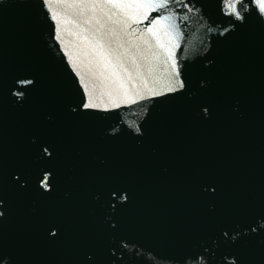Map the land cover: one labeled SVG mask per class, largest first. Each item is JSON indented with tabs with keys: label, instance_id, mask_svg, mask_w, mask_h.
Returning <instances> with one entry per match:
<instances>
[{
	"label": "water",
	"instance_id": "95a60500",
	"mask_svg": "<svg viewBox=\"0 0 264 264\" xmlns=\"http://www.w3.org/2000/svg\"><path fill=\"white\" fill-rule=\"evenodd\" d=\"M104 2L0 0V264H264L258 0H118L126 96L84 54Z\"/></svg>",
	"mask_w": 264,
	"mask_h": 264
},
{
	"label": "snow or ice",
	"instance_id": "6c2138e0",
	"mask_svg": "<svg viewBox=\"0 0 264 264\" xmlns=\"http://www.w3.org/2000/svg\"><path fill=\"white\" fill-rule=\"evenodd\" d=\"M259 8L261 12H264V0H258ZM78 7L90 9L93 13L91 17L84 21V23L95 22V25H98L94 31L89 32L88 35L82 34V39L84 42L85 55L90 56L91 60L89 64L92 65L98 72L101 77L105 80H110L113 84L117 85V89H124L125 96L127 95L126 83L128 80H131V74L127 72V69L124 68L123 60L127 57L132 56V63L135 64V56L130 52V49L135 48L136 52H140V46L135 43L131 37L135 36V30L129 31L131 23H140L139 20H132L128 14L129 9H140L146 7L143 4H130L118 2V0H105L103 4H90V5H78ZM156 7L163 8L165 7L164 3L156 5ZM99 8L102 11L101 19L95 18V10ZM104 9H108L107 12H103ZM227 9L229 13L234 14L237 18H242L240 13L237 11V4L233 0H229L227 3ZM119 10V11H117ZM83 15V13H81ZM144 18H147L145 14ZM171 17H162V20L167 21ZM101 20L104 22L102 23ZM153 25H159L161 21H153ZM87 31V30H85ZM146 32L151 34L157 39V44L160 47H164L158 37V31L155 27H149L146 29ZM167 35V33H165ZM125 37L129 39L125 40ZM137 40L141 41L144 45H147L148 48H151L147 37L142 33L140 36L136 37ZM128 44V48H124V44ZM118 49H124L120 54H117ZM169 59H172V56L169 55ZM173 69L175 65L173 64ZM91 70V68H90ZM124 72L126 78L121 77L120 73ZM21 83H25L21 81ZM180 87H183V84L180 83ZM135 84H133V88ZM170 91L175 90L174 88H169ZM111 95V93H109ZM96 104H89L86 107H96ZM118 106V105H114ZM47 177H45V180ZM43 183V181H42Z\"/></svg>",
	"mask_w": 264,
	"mask_h": 264
}]
</instances>
